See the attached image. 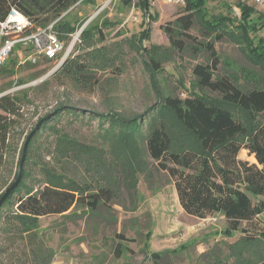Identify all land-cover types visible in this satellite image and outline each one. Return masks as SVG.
<instances>
[{"label": "trees", "instance_id": "16d2710c", "mask_svg": "<svg viewBox=\"0 0 264 264\" xmlns=\"http://www.w3.org/2000/svg\"><path fill=\"white\" fill-rule=\"evenodd\" d=\"M211 1L216 0H185L184 13L163 26L171 46L179 52L192 48L195 55L207 54L205 60L193 66L195 78L192 86L200 92L190 90L186 96L167 92L159 77L167 54L163 59L160 55H153L147 60V66L151 70L150 81L158 99L157 105L132 115L111 109L108 113L95 112L92 116L98 115L110 122L104 128V136L112 146V159L124 166L126 184L136 183L137 178L132 177L143 167L144 149L173 180L180 204L187 214L199 218L222 215L231 223L245 221L253 224L254 228L242 229L245 232L241 243L233 246L232 254L236 264H264V251L258 250L264 244V119H257L264 116V35L259 33L264 30V13L239 1L241 17L236 22L227 15L209 14ZM122 2L141 8L150 20L157 18L150 8L151 0ZM80 3H95V0H0V18H5L11 7H17L31 20L34 29L56 21L55 28L64 40L83 25V20L74 22L67 18L71 9ZM111 24L108 19L102 23L93 22L81 34V46L93 47V65L80 54L69 56L43 85L57 79L62 83L66 80L81 91L93 92L100 87L98 71L113 66L116 60L107 55L110 50L106 45H97L105 41L104 28ZM196 24L200 25L204 39L191 33ZM147 33L145 31V36ZM225 36L237 42L248 61L261 72L244 66L232 67V62L216 49V41ZM98 56H101L100 61L95 59ZM38 64H20L19 56L13 55L0 67V76L15 75L20 65L34 67ZM26 82L20 79L17 85ZM12 84L0 87V196L18 176L24 143L31 132L25 135L19 146L18 134L26 119L25 107L34 102L29 87L5 93ZM66 112L80 114L72 103L60 101L44 115L53 113L31 139L21 181L0 208V231L25 244L23 252H28L33 264H52L54 261L55 250L47 247L41 238L42 217H70L79 209L84 213L86 210L97 211L115 198L117 190L111 176L97 190H90V184L79 182L64 172L66 160L81 158L84 152L93 150L95 155L91 153L89 158H94L100 167L106 165L110 169L111 166L102 157L101 149L88 146L50 125L52 120L59 119ZM168 117L170 123L165 121ZM114 126L118 128L116 131L111 130ZM48 127L56 137L53 151L56 162L40 163L34 155L42 145L40 135ZM89 147L91 151H87ZM242 149H248L257 161L239 158ZM16 153V169L11 182L6 171ZM34 162L41 175L36 179ZM83 163L88 168L95 165L90 159ZM115 179L119 182L117 177ZM229 231L227 228L226 233ZM169 252L154 251L151 256L158 261Z\"/></svg>", "mask_w": 264, "mask_h": 264}, {"label": "rangeland", "instance_id": "374dc122", "mask_svg": "<svg viewBox=\"0 0 264 264\" xmlns=\"http://www.w3.org/2000/svg\"><path fill=\"white\" fill-rule=\"evenodd\" d=\"M239 1L254 7L257 12L264 13L253 0H216L209 3V14L227 15L238 22L241 17ZM184 6L185 3L151 0V11L157 15V18L152 20L144 16L141 8L136 5L127 6L122 0H95V3H80L74 6L67 18L74 22H84L76 31L70 33L68 39H64L66 59L80 54L82 59L90 60L93 65V47L81 46V34L84 28L93 22L102 23L107 19L112 22L104 28L105 41L97 45H106L110 50L107 55L116 60L113 66L98 71L101 75V86L93 92L81 91L66 80L62 83L52 79L43 85L56 71V64L52 62L34 67L20 65L15 75L0 76V87L13 83L5 92L29 87L30 97L34 102L25 107L26 119L19 128V146L25 135L35 127L39 117L54 109L58 102L68 101L76 106L80 114L62 113L59 119L52 120L50 125L60 128L88 146L101 149L102 157H105V162L109 161L111 166L110 169L106 165L98 166L94 158H89L91 153L95 155L96 151L93 150L84 152L85 155L83 153L81 158L66 160L64 172L79 182L90 184V190H97L109 176L113 183L116 182L115 198L97 211L86 210L84 213L83 209H79L70 217L49 215L41 218L40 233L43 243L55 250L52 264L237 263L232 248L241 243L240 239L245 232L242 229L255 226L245 221L231 223L222 215L199 218L187 214L180 204L173 180L167 172L158 167L157 162L146 154L144 149L143 167L136 170L132 177L137 178L136 183L126 184L124 166L112 159V146L104 136V128L110 122L107 119L102 120L98 115L92 116L95 112L108 113L111 109L132 115L143 113L147 107L157 105L158 99L150 81L151 70L147 66V60L153 55H160L163 59L167 54L159 75L161 86L167 92H176L182 96H186L190 90L200 92L192 86L195 78L193 66L205 60L207 54L201 52L195 55L192 48L179 52L171 46L169 35L163 27L183 14ZM199 26L196 24L190 31L194 36L204 39ZM145 31L148 32L147 36ZM259 33L264 35V30ZM216 49L223 58L232 62V67L244 66L261 72L259 67H254L248 61L238 43L228 36L216 41ZM100 58L101 56H98L95 59L100 61ZM41 70L43 72L39 73ZM36 73L39 74L34 76ZM20 79L28 82L17 85ZM257 119L263 120L264 116ZM165 121L170 123V117ZM48 129L40 131L42 145L34 155V159L40 163L56 162L53 160L56 137ZM117 129L114 126L111 130ZM91 150L89 147L87 151ZM17 157V153L15 157H11L10 166L6 171L10 174L11 182L14 179ZM239 158L257 161L253 154H249L248 149H242ZM86 159H90L95 165L88 168L83 163ZM36 164H32L35 179L41 177ZM10 169L13 172H10ZM227 228L231 232L226 233ZM263 247H258V250L264 251ZM24 248L25 244L0 231V264H33L28 252H23ZM166 250L170 252L158 258V261L151 256V252ZM245 254L250 255L249 251Z\"/></svg>", "mask_w": 264, "mask_h": 264}, {"label": "built area", "instance_id": "2783aa9c", "mask_svg": "<svg viewBox=\"0 0 264 264\" xmlns=\"http://www.w3.org/2000/svg\"><path fill=\"white\" fill-rule=\"evenodd\" d=\"M185 3V0H168ZM264 10V0H253ZM55 22L34 29L31 20L17 7H11L5 18H0V67L13 55L20 64H38L50 60L58 67L67 57L65 41L55 28ZM6 93V92H5Z\"/></svg>", "mask_w": 264, "mask_h": 264}, {"label": "water", "instance_id": "95a60500", "mask_svg": "<svg viewBox=\"0 0 264 264\" xmlns=\"http://www.w3.org/2000/svg\"><path fill=\"white\" fill-rule=\"evenodd\" d=\"M65 60H66V58H65ZM63 62L58 67H56V70L63 64ZM52 114L53 113H50V114L44 116L43 118H41L37 122L36 126L29 133L28 137L26 138V141H25L24 147H23L22 158H21V161H20L19 166H18V176H17L16 180L11 185H9L5 189V191L3 192V194L0 196V208H1L2 204L4 203V201L12 194L13 190L18 186V184L21 181L22 171H23V164H24L25 159H26V153H27L28 145H29L31 139L37 133V131L41 128L43 122L46 121Z\"/></svg>", "mask_w": 264, "mask_h": 264}]
</instances>
